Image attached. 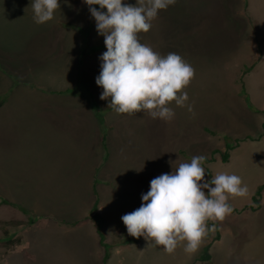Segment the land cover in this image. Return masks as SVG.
<instances>
[{"label":"rangeland","instance_id":"374dc122","mask_svg":"<svg viewBox=\"0 0 264 264\" xmlns=\"http://www.w3.org/2000/svg\"><path fill=\"white\" fill-rule=\"evenodd\" d=\"M59 3L52 20L37 24L30 0H6L5 8L0 0V264H264V188L256 211L240 208L264 183V134L253 139L264 122V0H175L138 34L161 55L180 54L194 76L183 89L186 105L169 104L170 121L147 111L116 114L119 158L104 187L101 224L107 248L89 212L74 205L86 189L87 147L97 127L87 105L96 111L98 57L106 47L83 0ZM223 135L242 140L227 162L215 153L205 166L211 177L225 171L242 178L247 194L229 197L237 210L207 221L211 230L193 254L183 243L168 253L128 234L121 216L138 208L137 194L145 192L133 178L150 181L195 155L222 152ZM127 189L137 194L128 198Z\"/></svg>","mask_w":264,"mask_h":264},{"label":"clouds","instance_id":"9594fccd","mask_svg":"<svg viewBox=\"0 0 264 264\" xmlns=\"http://www.w3.org/2000/svg\"><path fill=\"white\" fill-rule=\"evenodd\" d=\"M37 24L54 18L59 0H30ZM95 19L106 50L100 54V72L95 83L102 86L101 100H108L117 114L147 111L153 119L170 121L175 112L169 106L184 107L189 97L183 89L194 76V68L176 52L161 55L140 42L159 10L175 0H83ZM99 5V8L94 7ZM106 9V11H105ZM110 98V99H109ZM192 111L191 104H187ZM205 155H195L175 170L152 178L141 193L138 208L121 216L128 234L151 239L172 253L183 243L184 251L195 253L211 230L207 221L223 220L232 213L230 196H245L242 178L221 171L205 179ZM206 190V191H205Z\"/></svg>","mask_w":264,"mask_h":264},{"label":"crops","instance_id":"0c3cea01","mask_svg":"<svg viewBox=\"0 0 264 264\" xmlns=\"http://www.w3.org/2000/svg\"><path fill=\"white\" fill-rule=\"evenodd\" d=\"M5 3H6V0H3L4 8H5ZM4 20L5 18H4V10H3V14L0 13V23L2 25H4V22H5ZM0 52H2L1 47H0ZM2 56L0 57L2 58ZM0 77L2 78V80H4L5 78L4 70H3V67L1 66H0ZM4 89H5L4 85L0 87V96L5 97L6 93ZM4 104H5L4 102L0 104V109ZM94 105L97 107L96 111H95V108L87 105L88 108L90 109L88 114L90 115V117H93L94 122L97 127H95V137L93 136L94 145L92 144L93 146L89 145L87 147V161L88 162L91 161V162L88 165V168H89L88 174L86 175L85 180H84L86 183V189H85V192L82 193L81 198H78L77 203H75L74 205L75 207L80 206L81 211L82 210L84 211L83 214L88 213L93 201L97 199V206H98L97 211L103 218V221L107 222V218H105L102 210L105 206L104 195L108 194L109 192L106 191L104 187H107L106 183L110 179L109 173L114 171V161L118 160L119 158V155L116 151V148H117L116 145H119L120 134H118V132L116 133L113 130V128L115 127L116 121L118 120V117L116 116L117 113L111 107H109L108 102L106 100H101L100 98H97V103ZM140 152L141 151L139 150V153ZM84 163L86 164L85 160H84ZM83 170H85V168ZM101 170H104L105 174H102ZM133 179L138 183L137 185L140 190L142 191L144 190L145 192L148 191L149 189L148 179L143 180V181L141 178H138V179L133 178ZM261 184H264V183L258 184L256 188ZM255 190L253 191V193L255 192ZM132 191L135 194H137V192L134 189H132ZM132 191L127 189L126 194L128 195V198L133 197ZM137 198H141V197L137 194ZM251 203L252 201L250 200V202L241 206L240 208L245 209L244 206L250 205ZM259 206H260V200H259ZM259 206L252 210L256 211L259 208ZM70 208L71 210L69 212L75 213L76 216L82 213L81 211L79 213H76L75 210L73 211L72 206H70ZM114 215L115 214H111L110 212V219H113ZM77 218L79 217L77 216ZM117 230L118 229H116V232Z\"/></svg>","mask_w":264,"mask_h":264},{"label":"trees","instance_id":"16d2710c","mask_svg":"<svg viewBox=\"0 0 264 264\" xmlns=\"http://www.w3.org/2000/svg\"><path fill=\"white\" fill-rule=\"evenodd\" d=\"M242 87L244 88V84L241 83ZM263 115H264V109H261ZM262 134H264V122L262 124V132L256 137H254L253 139L259 138L260 136H262ZM246 138H249L248 136ZM242 139L236 138L232 141H230V138L227 137L226 135H223V142H224V150L222 152H220L219 150H213L211 151V155L209 157H206V161L204 162V167L206 170V175L208 176V180H211V173L209 171V169L205 166L208 162L213 161L214 158V154L215 153H219L220 154V160L223 162H226L229 159V151L232 150L238 143V141H240ZM264 188V184L259 185L255 192L253 193V195L251 196V201L252 203L250 205L244 206L245 208H257L259 206V200H260V193L261 190ZM97 199H95L89 209V213H88V218L90 220L93 221V225H94V230L97 234H99L100 238H98L99 243L104 246V247H108L107 243H105V241L103 240L102 237V233H101V224H102V217L99 214V212L97 211ZM236 209H233V211H235ZM79 220H75L73 221V224L77 223ZM30 222H32V220L30 219ZM129 238V237H128ZM126 238V239H128ZM208 245L205 247V249L207 250ZM209 257L208 253L205 252L203 255L200 256L199 259H207Z\"/></svg>","mask_w":264,"mask_h":264}]
</instances>
